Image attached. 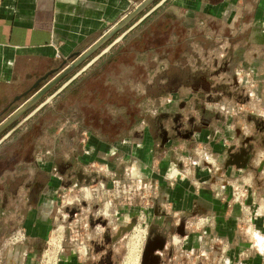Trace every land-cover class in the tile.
I'll return each mask as SVG.
<instances>
[{"label": "crops", "instance_id": "0c3cea01", "mask_svg": "<svg viewBox=\"0 0 264 264\" xmlns=\"http://www.w3.org/2000/svg\"><path fill=\"white\" fill-rule=\"evenodd\" d=\"M141 1L0 0V112L25 92L37 89L34 88L37 83L38 86L44 85L64 67L65 60L71 63L78 54L85 52L121 22ZM155 19L173 22L168 27V33L170 27L174 28L171 34L167 37L165 34L155 35L149 29L150 22ZM131 22L106 43L110 44ZM197 27L204 30L206 43L209 39L221 44L232 43L235 59H246L254 66L264 60V0H168L23 126L31 124L35 118L47 121V115L56 114L57 108L61 114H56V121L66 119L69 122L66 115L75 111L77 123L80 121L82 127L92 125L88 127L92 129L90 133L94 135L93 140L99 149L106 147V140L119 145L120 139H134L133 127L142 123L143 118L142 114L134 113V109L142 111L148 106L150 97L158 99L166 75H179L171 67L175 65L183 73L186 67L184 61L188 66L193 65L191 60L195 62L198 38L194 32ZM166 60H171L167 69ZM52 71L48 79L41 80ZM67 76L51 90L60 87ZM26 98L13 105L7 114H12ZM170 106H175V103ZM222 108L231 113L235 107L223 101ZM105 125L113 127L106 128ZM237 129L235 125H227L226 140L220 139L219 135L214 137V131L208 127L195 134L211 144L218 162L211 156L208 159L214 160L215 171L198 170L197 178L200 180L195 181L194 188L180 182H177L176 188L179 191L190 189L187 194L184 190L185 194L180 196L181 206L185 208L188 205L194 210L200 208L204 211V216L210 219L209 230L225 239L230 264H263L264 182L254 179L253 172L250 173L252 179L244 173L252 164L251 150L245 147L234 150L230 146L229 142L238 134ZM144 134L142 147H134L131 143L127 148H137L142 152V162L149 166L152 165L155 145L148 128ZM235 172L242 173L235 180L230 179ZM176 173L175 170L171 175ZM133 174L143 184V176L146 177L149 172L135 166ZM235 189H243L244 196L234 199ZM34 211L29 212L32 221L37 218ZM198 213L195 212L194 216ZM38 219L42 222L39 216ZM198 225L191 224V228ZM42 234L43 230L35 236ZM251 245L253 249L249 253ZM16 256L10 254L6 264H15Z\"/></svg>", "mask_w": 264, "mask_h": 264}, {"label": "rangeland", "instance_id": "374dc122", "mask_svg": "<svg viewBox=\"0 0 264 264\" xmlns=\"http://www.w3.org/2000/svg\"><path fill=\"white\" fill-rule=\"evenodd\" d=\"M159 1H153L131 23L133 24ZM157 20L150 22L149 29L151 28L155 35L165 34L166 37L170 35L174 28L170 27L171 31L168 33V27L171 24L173 25V22L165 20H158V22ZM194 34L197 36L198 41L196 44V60L194 63L193 60L190 61L193 65L188 66V63L184 61L186 67L182 70L183 73L177 66L171 67V70L175 69L179 75L177 77L166 75L162 90L158 89V99L154 100V97H150L148 106L142 108V111L141 109H134V113L142 114L143 118L142 123L133 127L134 139L130 140L132 145L134 147L137 145L143 146L146 128L149 129L155 145L151 167L158 176L157 178L147 179L148 186L143 192L137 190V184L139 185V183H134L128 169L134 165L139 167V164H142L144 168L147 165L144 162H138V159L126 161L125 157H120L116 161L117 164L122 166V169H119V176L121 177H118L121 186L108 184L110 190L112 189L111 191L108 187L104 190L99 186L101 182L111 181L114 175L106 170V167L105 170L102 169L105 161H98V158L87 167L82 166L80 159H76L77 155L83 152V145L85 146L88 142L87 138L92 130L88 126L92 125L84 127L79 125L76 122L75 113H72L73 116H70L69 122H66V119L56 121L55 112L47 115V121L35 118L34 121L36 122L26 124L19 130L15 138L7 141L3 146L4 149H20L17 150V157L14 158V161L22 158L27 162L30 161V165L27 166L24 162L20 163L21 168L18 169L20 175L15 182L13 181L11 189L16 190L21 185L29 186L32 183L33 175H35L36 181L32 183L31 188L34 195L30 203L27 201L29 190L22 189L18 196L20 201L14 205V208L19 210L20 219L16 220L17 214L13 213L9 216V219H5L3 231L0 230V248H3L2 255H0V264H5L10 250L13 249L21 250L19 264H78L84 260L83 258H85L87 264H127V256L131 251L130 249L135 245H137L135 246L137 253L135 257L137 259L133 264H142L147 241L145 238L146 229L148 231L151 230V227L163 229L167 222H171V219L159 218L158 216L167 213L175 214L180 209L182 210L180 196L185 194L184 190L187 194L188 188L176 192L177 197L174 200L172 197L165 200L161 192L169 191L172 183L177 182L185 183L182 185L190 184L194 188L195 181L200 180V178H197L199 175L198 170L202 172L203 170L215 171V166L208 159L210 156L213 159L218 158L211 149V144L195 135L203 132L206 127L214 131V137L219 135L220 139H225V127L235 125L238 128V134L231 139L230 146L234 150L242 147L251 150L252 164L244 173L252 179L250 173L253 172L254 179L264 182V60L256 66L251 65L246 59H235V50L232 43L221 44L211 42L210 39L206 43L205 32L199 27L196 28ZM152 40L154 41L155 37ZM107 45L108 43L104 44L101 49H104ZM101 49L93 56L95 57ZM92 57L78 65L61 83L72 77ZM170 61L166 60V69L170 68ZM58 87L50 91L47 97ZM249 93H252V98ZM44 99L42 98L39 102ZM170 99H174L175 106H170ZM223 101L234 105L233 112L227 113L226 110L219 108L218 103L220 104ZM28 111L26 114L29 113ZM20 120L21 118L18 121ZM105 127L112 128L113 126L105 125ZM49 150L53 153V162L56 164L59 174L65 171L67 159L75 161L77 167L69 171L68 178H64L65 180L62 181L63 183L59 188L57 186L51 188L53 191L51 190L52 197L49 201L48 210L52 211L48 220V230H50V234L53 232V235L57 234V231L61 233L62 238L60 245H58L60 247L51 244V237L49 241L48 237L36 238L37 240L33 238L23 239L16 245L8 246L14 232L13 230L10 231L12 226H15V230L19 228L21 231L25 230L24 217L29 206L37 214V218L33 220L34 227L39 225L40 208L37 207L36 210L35 206H37L39 192L43 190V195H45V191H47L44 184L49 178L47 172L49 166L42 167V170L37 171L35 174L36 169L33 167V161L37 157L39 160L35 163L38 165L37 167L41 163L48 162L51 159ZM175 170L177 171L176 175H171ZM235 173L234 177L230 179L235 180L242 172ZM69 183L70 185L77 183L78 186L66 190L65 187ZM159 183H162L163 188L158 187ZM132 186L134 187L131 193H123ZM86 187L92 192L90 196L86 192ZM263 190L264 184L262 185ZM233 191L234 199H240L244 195L243 189ZM128 194L129 196H126ZM78 199H84L85 201L80 202ZM70 201L73 203H70ZM108 203H110L111 216L105 218L102 211ZM127 209L135 210V216L131 220L124 218ZM141 210H144L145 215L142 214ZM116 211L117 214H115ZM202 216L204 215H197L196 219L190 221L191 224L198 223L199 218ZM99 224L102 225V230L98 234L96 226ZM190 227L192 226L189 224L188 232L199 233V226ZM136 230L144 232L135 241L133 238ZM165 237L166 235L163 236V239ZM33 241L37 243H33ZM84 244L89 247V254L85 257H79L77 251ZM26 246L33 248L31 254L34 257L33 260L23 256L22 250ZM175 247H177L175 253L178 254V245ZM135 251L134 254H136ZM150 256L153 258L151 264H156L159 256L152 250Z\"/></svg>", "mask_w": 264, "mask_h": 264}, {"label": "flooded vegetation", "instance_id": "af4514ba", "mask_svg": "<svg viewBox=\"0 0 264 264\" xmlns=\"http://www.w3.org/2000/svg\"><path fill=\"white\" fill-rule=\"evenodd\" d=\"M44 85L40 86V84H39V86H37V89L29 90V92L26 95L22 96L19 100L11 101L9 103L10 105L8 107L6 106L0 112V124L3 123L5 121V119H7V117L9 116L7 114V112L13 107V105H15L17 102L21 101L23 99V97L27 96V98L17 107V108H19L23 103H25L30 97H32ZM51 89L44 96H42V98H44L46 95H48V93H50V91H52ZM249 96L252 98V96H253L252 93H249ZM42 98H40L38 100V102L35 103L29 109V111L28 110L27 111L30 113L35 107H37L40 103H42L48 97H45V99L43 101L39 102ZM170 103L171 104L175 103L174 99H170ZM218 105H219V108L221 110H224L222 108V103H220V104L218 103ZM45 106L42 109H44ZM41 110H39L35 115H33L28 121L33 119ZM56 111L58 114L59 113L61 114V112H59V109L56 108ZM26 112L24 114H26ZM72 113H75V111L74 112L71 111L66 116L70 119V116H73ZM28 114H26V115H28ZM24 117L21 118V116H20L15 121V122H17L16 124H15V122H13L6 129L1 131L0 132V135H1L0 139L2 137H4L13 127H15ZM20 118H21V120L18 121ZM38 120L44 121L43 118H39ZM28 121H26V122H28ZM33 122H36V121H33ZM78 123H79V125H81L80 121ZM31 124H33V123H31ZM22 126H20L5 141H3L0 144V147H2V149L0 150V156H3V157H0V230H1V232L3 231L2 229H4V227H5L4 223L6 221L5 220L6 218L9 219V216H11L13 213L17 214L16 220L20 219V217H21L20 214L18 215L19 210L14 208V205L19 203V201H20V200H18L19 199L18 198L19 190L21 189L20 192L22 191V189H28L29 190L28 199H27V201L29 203H30V201L34 195L33 189L31 187H32V183L36 181L35 175L32 176L33 180L31 181L32 183L29 184V186L28 185H23V186L21 185L16 190L11 189V185H13V183L15 182L17 177L20 175V172H18V169L21 168L19 163L24 162L27 166L28 165L27 163H29L30 161L27 162L26 160H23V158L14 161V158L17 157L16 152H17V150H20V149H4L2 146L7 141L15 138L14 134ZM93 137H94V135L92 133H90V135L87 138V140H88L87 144L85 146L83 145V147H82L83 152L81 154H78L76 159L77 160L80 159L82 161V166H84V167H87L92 161L96 160V158H98V161H102V162L105 161L104 162L105 164H103L102 169L105 170L104 168L106 167L107 168L106 170L112 172V174L114 176H113V179H111V181L109 180L106 183L101 182V185H99V186H101L104 190H106L108 187V184L110 185L111 183L113 185L118 184L119 186H121V184H120L121 181L118 177H121V176H119L120 175L119 169H122V166L120 164H117L116 161L119 160L120 157H125L126 161H129V160L134 161L135 159L136 160L138 159L137 161L141 163L143 160V156H142L143 153L140 152L137 148H135V149L127 148L128 145H131V141L128 139H125V138L120 139L118 141L119 145L115 144V142L109 143V141L106 140V147L104 149H99L97 147L96 143L94 142ZM121 146H123V147H121ZM153 152H154V149H153ZM49 154H51L50 155L51 159L48 160V162H46V163H41V164L39 163L40 164L39 167H37L38 165L35 164L36 161L37 162L39 161L37 159V157H35L34 161H33L34 162L33 167L36 169V171H34L35 174L37 171H41L42 167L46 168L47 166H49V170L47 171L49 174V178L46 180V182L44 184V187L45 188L47 187V191H45V195H43V193H44V192H42L43 190L41 192H39V197H38V200L36 202L37 206H35L36 210L38 209L37 207L40 208V217L39 218H41L42 222H39V225L34 227L32 218H31L30 213H29L30 211L33 212V208L30 210L31 206H29L27 212L25 213V217H24L25 230L21 231L20 228L18 230H15V228H14L15 226H12V229L10 228V231L13 230L14 232L11 235V238L9 241L10 243H8V246L9 245L10 246L16 245L18 242H21L23 239L29 240V238H33L34 240H37L36 238H42V237L47 238L48 237V241H49V239L53 233V232H51V234H50V230H48V222H49L48 220H49V217H50V214L52 211V210L51 211L48 210L49 201L51 200V197H52L51 195H52V191H53V189H51V188H53L55 186H57V188H59V186H61V183H63L62 181L65 180L64 178H68L69 171L76 167V164H75L76 162L73 161L72 159H71V161H69V159H67V161L65 163L66 164L65 171L62 172V174L61 173L59 174L57 172L58 170H57L56 164L53 162L54 158H52L53 153L51 152V150H49ZM132 157H134V158H132ZM214 160L216 161V163L218 162V160L216 158ZM214 160L213 161L209 160V162L215 166ZM114 161H115V163H114ZM135 166H137V165L130 166L128 171H130L129 174H130V177L133 178L134 183L137 184V182L139 183L138 177H136V175L133 174V169ZM137 168L139 170L145 169L146 171L149 172V174L146 177L143 176V180H144L143 184H140V183H139V185L137 184V190L139 192H143V190L146 189L148 186V184H147L148 180L147 179H149L151 177L157 178L158 174H156V172H154L155 170L151 167V165L146 166L144 168L142 166V164H139V167L137 166ZM37 169H40V170H37ZM27 173H29V172L27 171ZM59 182H60V184H58ZM130 182H132V181H130ZM161 185H162V183L158 187L163 188V186H161ZM176 185H177V183H172V186L169 187L170 188L169 191H166L165 193L161 192V195L163 196V198L169 200L172 197V199L174 200V198L177 196V195H175L176 192H180L179 190H177ZM73 186H78V184L72 183L70 185V183H69L66 185L65 189L66 190L70 189V188L72 189ZM134 186L126 189L123 193L124 194L131 193L132 192L131 190ZM86 190H87L86 192L88 193V196H90L92 194L91 190H88L87 187H86ZM109 190H110V188H109ZM188 190L190 192L189 188H188ZM126 196H129V194ZM11 199H12V203L10 202ZM78 200L80 202L85 201L84 199H82V200L78 199ZM70 203H73V202L70 201ZM42 205H44V206L42 207ZM109 207H110V203L107 204V207L103 211L101 210L102 214H103V216H105V218H107L106 216H111V212L109 210ZM141 212H142V214H144V210H141ZM195 212H199L198 215H200V214L204 215V211L201 210L200 208L194 210L193 208H190V207H188V205H186L185 208L182 207V210L180 209L175 214L167 213L166 215L162 214V215L158 216L159 218L164 217V219L168 218V220H170V219L172 220L171 222H167L166 223L167 225L165 224L164 225L165 227L163 229L156 228V227H154V228L151 227L150 231H148V229H146L147 232L145 234V238L147 241H146L145 249L149 248L150 250H152V252L156 253L159 256L156 264H197V261H198V264H230L231 259H230V255L228 254V251H227L225 239L220 237L219 235H217L215 233H212L209 230V228H208L209 224H210L209 218H207L205 216H202L199 218V222H198L199 233L198 234L192 233L194 231H192V232L187 231V229L189 228V224L191 226V222H190L191 220L190 219H192L193 217H197V215L194 216ZM115 214H117V211L115 212ZM124 215H125L124 218L131 220V218L135 216V210L127 209V213ZM36 216H37V214H36ZM13 224H14V222L12 223V225ZM44 226L46 227L45 229H44ZM101 228H102L101 224L96 226V232L98 234L101 232V230H102ZM42 230H43V234L41 236L40 235L35 236V234L40 233ZM165 235H166V237H165V239H163V236H165ZM253 237L254 238L256 237L255 233L253 234ZM145 238H144V240H145ZM33 243H37V242L33 241ZM177 245H178V249H177L178 254L175 253V252H177V251H175V249L177 248L175 246H177ZM61 248L63 249V247H61ZM32 249L33 248H30L28 246H26L25 249L23 248V250H22L23 256L28 257V259H30V260H33L34 257L31 255L33 252ZM252 249H253V246L251 245L249 247V250L248 249L247 250L250 253V251L252 252ZM2 251H3V248H0V255H2ZM20 251H18L16 249L10 250L8 257L6 258L5 264L7 262V259L10 256V254H12L13 256L17 255L16 256L17 261L15 264H19V261H20L19 257H20V253H21ZM77 252L79 253V257H82V256L85 257L89 254V247L84 244L81 246V249L80 248L78 249ZM244 254H246V253L244 252ZM197 258H200V259L197 260ZM83 259L84 260H82V262L78 263V264H87V261H85V258H83ZM30 260H29V262L31 263ZM147 261H150L152 263L153 262L152 256ZM236 264H247V263H236ZM263 264H264V262H263Z\"/></svg>", "mask_w": 264, "mask_h": 264}, {"label": "water", "instance_id": "95a60500", "mask_svg": "<svg viewBox=\"0 0 264 264\" xmlns=\"http://www.w3.org/2000/svg\"><path fill=\"white\" fill-rule=\"evenodd\" d=\"M155 0H142L121 22L112 27L103 37H101L96 43H94L90 48H88L82 54L78 56L71 62L67 63L64 61V67L58 71L52 78H50L47 83L40 88L32 97H30L25 103H23L19 108H17L11 115L5 119L3 123L0 124V132L6 129L9 125L15 122L20 116H22L27 110H29L35 103L38 102L42 96H44L52 87H54L58 82H60L66 75L73 71L80 63H82L87 57L99 49L104 43H106L115 33L126 26L131 20H133L139 13H141L146 7H148ZM168 0H160L151 9H149L145 14H143L139 19H137L133 24H131L125 31H123L118 37H116L110 44H108L101 52H99L95 57L88 61L79 71H77L72 77H70L66 82H64L54 93H52L47 99L35 107L28 115H26L15 127H13L4 137L0 139V144L5 141L13 132H15L20 126H22L26 121H28L33 115H35L39 110H41L46 104L51 102L61 91H63L68 85H70L76 78H78L82 73L89 69L102 55L110 51L117 43H119L124 37H126L132 30L139 26L145 19H147L154 11L161 7ZM55 72V71H54ZM44 76L41 80L48 79L49 75ZM40 80V81H41ZM38 81V82H40ZM38 86L35 85L34 88ZM17 99H20L22 96ZM16 99V100H17Z\"/></svg>", "mask_w": 264, "mask_h": 264}, {"label": "bare ground", "instance_id": "6f19581e", "mask_svg": "<svg viewBox=\"0 0 264 264\" xmlns=\"http://www.w3.org/2000/svg\"><path fill=\"white\" fill-rule=\"evenodd\" d=\"M144 232V231H143ZM142 232V230H136V232H135V234H134V238L133 239H135V241L137 240V238H139V236L143 233ZM60 232L59 231H57V234H55V235H52L51 236V244L52 245H55V247L57 246V247H59L58 245H60V240H61V237H60V234H59ZM256 234V233H255ZM258 236V235H257ZM138 242V241H137ZM133 245H134V243H132ZM131 244V245H132ZM135 246H137V245H135ZM135 246H133L129 251H130V253L128 254V256H127V264H133V262H135L136 261V257H135V255H137V253H136V251H135ZM54 248V247H53ZM134 251H135V253L136 254H134ZM150 249L149 248H146L145 250H144V254H143V259H142V264H151V262L150 261H147L148 259H150L151 258V256H150ZM49 257V256H48ZM138 257V256H137Z\"/></svg>", "mask_w": 264, "mask_h": 264}, {"label": "built area", "instance_id": "2783aa9c", "mask_svg": "<svg viewBox=\"0 0 264 264\" xmlns=\"http://www.w3.org/2000/svg\"><path fill=\"white\" fill-rule=\"evenodd\" d=\"M239 74H240V72H239Z\"/></svg>", "mask_w": 264, "mask_h": 264}]
</instances>
